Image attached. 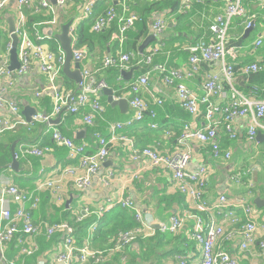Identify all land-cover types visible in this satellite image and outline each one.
<instances>
[{"label":"built area","instance_id":"1","mask_svg":"<svg viewBox=\"0 0 264 264\" xmlns=\"http://www.w3.org/2000/svg\"><path fill=\"white\" fill-rule=\"evenodd\" d=\"M172 1L178 4L183 12L188 11L196 4H219L223 2V15L228 20L234 16L244 13L241 8V0H162ZM112 0H0V37L6 34L8 39L5 51L0 52V109H6L11 115L6 118L0 117V137L18 127L29 128L34 123L48 124L51 117L60 115H82V122L88 127H93L94 121L102 117L105 112L101 102V93L109 88L106 82L96 77L95 72L87 68L81 70V82L77 91L55 89L62 74L65 62V55L60 48L57 51L50 49L49 41L54 40L53 34L61 32L63 24L70 22L68 34L71 38L72 61L81 62L87 56V47L79 46L77 40L78 27L82 22H90V31L101 33L108 30L112 25L117 28L116 35L111 41H115L119 46L125 40V35L132 31L136 24L141 22V17L132 12L134 0H121L118 7L111 4ZM13 8L10 9V4ZM105 3V4H104ZM74 9L75 16L68 20L67 16ZM11 14L14 20V31L9 32L7 17ZM227 22L222 16H216L214 24L210 27L212 39L209 41L199 40L186 49L188 53L187 66L183 68H169L165 64L153 63L155 54L159 51L157 47H152L143 56L135 53H119L118 55H106L101 61V68H118L128 70L132 61L142 57L146 65H151V71L157 72L161 76L162 84L165 88H172L177 97L182 110L191 118H203L204 126L194 128L191 123H184L182 134L178 139L179 145L170 153H163L156 147H144L140 150L134 149L130 143L129 149L133 161L144 165L146 168H156L171 174L170 183L172 187L180 193L187 201L189 207L182 210L178 215L172 216L167 224H160L159 232L162 234H177L185 226L186 221H192L188 239L193 241L201 253L199 264H236L230 252L216 246L219 241H230L237 237L239 240V250L244 254L250 248L257 247L260 252H264V240H258V226L254 219L253 203L244 201L241 209L242 214H235V210L229 208L228 200L221 195L214 204H210L204 197L207 185L208 164L202 163L197 171L190 172L189 165L192 162L193 151L189 146H184L191 140L207 142L212 149L214 160L221 158V151L218 145L217 127L223 128L229 140H236L238 133L234 126L235 119H242L245 122V134L249 143H255L258 132L264 133V85L258 87L255 84L250 91V95H244L235 87L236 70L239 71L246 81L251 76L264 71V64L251 63L235 69L233 64L227 62V58L232 56L228 48ZM252 27L249 20L245 23V29ZM49 28L52 36L43 34V30ZM166 28V23L161 18H155L150 27L155 36L161 35ZM17 38V60L19 66L16 70L8 69L10 62V50L12 47V35ZM264 44L263 36H259L252 43V50L255 51ZM209 68L213 65L220 67L219 71L205 72L202 77V97H198L184 84V80L195 77L202 71L201 65ZM35 69L42 75L47 84L43 91L51 90L52 110L50 114L37 115L27 122L21 114L19 105L6 98V90L13 87L16 82ZM45 84V85H46ZM148 84V74L132 81L128 86L130 99L128 106L132 112V117L124 122H111L107 124V133L103 136L99 132L91 134L97 145L95 152L86 153V144H77L74 140L62 135L58 130H53L51 139L54 146L64 148L67 157L77 162L74 166H68L61 171V177L72 179V188L78 191L86 190L91 185L93 176L98 175L101 165L106 161L110 148L115 144H124L130 140L121 132L136 123H142L146 118L150 119L151 129H157L155 122L157 113L143 100L139 94L142 87ZM224 86L229 89L230 97L227 106H220L215 100L223 96ZM126 89V87H125ZM36 99L40 91L35 92ZM157 106L162 105L160 98H155ZM204 107L202 113L201 107ZM204 117L206 119H204ZM223 123V125H222ZM185 143V144H184ZM51 148L38 145H20L13 154L18 161L19 158L30 156L43 157L50 153ZM223 158L229 160L231 151L223 153ZM248 171L233 175L231 183L249 185L247 180ZM115 171L108 169L100 177L101 184L109 187V183L114 179ZM137 173L130 175V179H136ZM249 188V189H250ZM36 190L39 193H48L47 198L54 203H62L64 188L61 178L44 179L37 183ZM37 192L24 193L20 191L11 180L0 174V264H17L8 261L4 255V250L18 235L28 238L25 245L20 249L21 258L34 256L38 253V244L32 237L44 234L47 239L59 236L58 252L53 259V264H105L111 258L112 253L123 254L124 250L138 240L153 237L154 232L150 228L149 220L136 210L131 197L126 196L113 200L107 198L96 209L97 221L88 226L85 238L78 243L76 229L68 222L35 223L32 212L40 204ZM248 195L250 193L248 192ZM68 197V196H66ZM119 206L123 210L133 213L136 226L132 229L119 232L111 241V248L98 251L91 248L90 244L96 235L94 231L99 223V218L109 209ZM87 212L86 209L83 213ZM214 214L220 216L221 220L216 221ZM203 215H207L204 218ZM243 219H239L240 216ZM75 222H82L83 216L75 217ZM218 240V241H217ZM178 264H188L185 258L177 257ZM37 264H47L39 261Z\"/></svg>","mask_w":264,"mask_h":264},{"label":"crops","instance_id":"2","mask_svg":"<svg viewBox=\"0 0 264 264\" xmlns=\"http://www.w3.org/2000/svg\"><path fill=\"white\" fill-rule=\"evenodd\" d=\"M161 1L166 3L162 9L154 13L152 18H161L166 23V28L161 34V41L151 44L146 48L141 56L145 55L152 47H157L158 52L153 58V63L165 64L169 68H183L187 66L188 53L186 49L198 43L199 40L209 41L212 39V33L209 30L210 22L218 15H223V5L219 4H196L188 11L183 12L177 3L172 1L162 0H139V6H144L145 2ZM121 0H112L111 4L119 6ZM136 2V0H134ZM105 4V3H104ZM241 6L245 9L246 15L243 19H235L230 22L227 37L228 48L232 56L227 58V62L233 64L239 69L243 65L251 63L264 64V44L259 49L253 51L252 43L259 36H263L264 40V0H241ZM13 8V3L10 4V9ZM11 16V14L9 15ZM8 16V17H9ZM75 16L74 9L69 12L67 18L72 19ZM152 18L149 20L152 21ZM249 20L252 24V32L256 29V33L252 37L251 34L246 35L245 23ZM148 35L151 29L148 23ZM147 37V36H146ZM143 38L138 47V54L141 52L140 46L146 39ZM165 40V42H163ZM170 40L169 43L166 41ZM8 39L6 37L3 45L0 46V52L5 51V45ZM51 42H48L50 49ZM87 47V45H85ZM90 48V47H89ZM92 51H87V56L79 63L80 71L87 68L91 72L96 73L98 79L112 83L114 87H109L113 90L114 100H128L129 84L139 77L148 74V84L140 89V96L143 100L149 103V106L157 113V129H151L149 126L150 119L146 118L142 123H136L133 126L124 129L121 133L125 135L130 142L114 145L110 148L109 155L106 161L101 165L98 175L91 179V185L83 191H78L72 188V179L70 177H61V171L68 167L77 164L75 160H70L65 154L64 148L54 146L51 134L53 130H58L62 135L72 139L77 144H86V153L91 154L96 151L97 145L91 137V130H96L103 136L107 133V124L111 122H124L132 117V112L128 106L127 110H123L119 105L112 106L108 102V98L101 96V102L104 105L105 112L102 117L95 119L93 127H88L82 122V115H61L59 120L57 116L51 117L48 124L34 123L29 128L18 127L14 131L6 132L0 137V142L6 145L12 140L17 142L14 153L20 145H38L51 148L50 153L43 157L30 156L25 159L19 158V170L16 172L10 166L1 174L9 178L13 185L24 193H33L37 187V183L44 179L61 178L64 188L62 193L64 196L62 203H54L47 198L48 193L36 194L40 198V204L33 211V221L35 223H46L52 225L59 222H68L75 229L77 238L78 225L85 222L87 227L84 229L81 241L86 233L89 225L97 221V207L107 198L118 200L126 196L131 197L136 210L140 211L144 217L150 222V228L154 232L153 237L138 240L132 243L124 250L122 254H116L112 259H108L105 264H178L176 257H183L188 264H199L201 261V253L197 245L188 239V234L191 230L192 221H186L185 226L177 234H162L159 232L160 224H167L172 216L178 215L182 210L189 207L186 199L178 193L171 185V174L156 168H144V165L133 161L129 149L130 143L133 148L140 150L144 147H156L163 153H170L175 150L178 145L177 139L181 134L184 123H191L194 128H202L204 126L203 118H191L180 107L175 92L172 88H165L161 81V76L154 71H151V65H146L143 58L132 61L128 70H133L131 79L125 81L118 71V76L115 77L113 68L102 69L101 61L106 55H118L121 49L115 42L110 41L101 47L94 44ZM124 53V52H122ZM74 62V61H73ZM71 63L70 70H75V64ZM202 71L195 77L184 80L186 87L194 92L198 97H202V77L205 72L210 69L213 72L219 71L218 65L208 67L201 65ZM257 81L264 79V71L261 72ZM258 75V76H259ZM257 76V75H255ZM252 80V78H251ZM235 83L242 88L246 94H251L252 85L249 87V81L239 75L236 70ZM45 78L40 75L35 69L20 78L16 84L6 90V98L16 102L21 112L24 109L29 111L45 113L44 108L40 105L42 99L48 98L51 102L50 110H52L51 90L43 91L47 88ZM258 87L264 85V82L257 83ZM126 87V89H125ZM55 89L59 91L71 90L77 91L78 85L70 78L60 75L58 82L55 84ZM40 91L39 97L36 99L35 92ZM230 97L229 91L227 95L223 94L215 100V103L224 106ZM155 98H160L163 102L161 106H157L154 102ZM202 113L204 107H201ZM51 112V111H50ZM46 113V114H50ZM11 115L6 109H0V117L6 118ZM223 125V123H222ZM245 122L242 119H235L234 126L238 133L236 140H229L228 136L223 131V128L218 126V145L223 153L227 150L231 151V158L211 159L210 147L200 144L197 141H191L193 151L192 162L189 165V171L195 172L202 163H207L209 171L207 173V185L205 188L204 197L207 202L214 204L221 195H224L228 200L229 208L235 210L237 214H242V205L246 200L248 203L256 198L258 194L261 201V206L258 208L254 204V219L258 226V240H264V139H260L255 143H249L245 134ZM8 136H7V135ZM64 149V150H61ZM108 169L115 171L114 179L109 183V187H104L101 184L100 177L106 173ZM248 171L246 177L253 187L248 189L249 185L235 184L230 182L233 175L240 176ZM137 173L136 179H130V175ZM257 179V181H255ZM248 192L250 195H248ZM68 196V197H66ZM44 197L46 200H42ZM70 201L66 206V202ZM86 209L87 212L83 213ZM133 213L123 210L119 206L109 209L99 218V229L96 232L94 239L90 244L91 248L98 251L106 250L114 237L103 238L101 230L106 224L112 223L114 219L122 221L118 217V212ZM67 213V214H66ZM35 214V215H34ZM68 218H65L64 216ZM83 216L82 222L76 223L75 217ZM207 218V215H203ZM217 222L221 220L220 216L214 214ZM243 219V216H240ZM123 222L128 226L131 221L125 217ZM135 220L133 219V223ZM106 223V224H105ZM124 231V230H120ZM159 232V233H157ZM157 233V234H156ZM161 237V239L158 238ZM32 240L38 244L39 251L34 256L21 258L19 256L20 249L25 245L28 238L24 235H18L9 244L6 245L4 255L8 261H14L17 264H37L39 261H44L47 264H53V259L58 252L59 236H54L47 239L44 234L32 237ZM239 240L237 237L230 241H219L216 246L230 252L236 261V264H264V252H260L257 247L250 248L247 253H242L239 250ZM75 264V261H73Z\"/></svg>","mask_w":264,"mask_h":264},{"label":"trees","instance_id":"3","mask_svg":"<svg viewBox=\"0 0 264 264\" xmlns=\"http://www.w3.org/2000/svg\"><path fill=\"white\" fill-rule=\"evenodd\" d=\"M145 3L146 4L141 7V6H139V4H140L139 0H136V2H134L131 6L132 12L138 14L141 17V22L137 23L135 28L125 35V40L123 41L122 45L120 46L121 49H124V51L122 50V52H124V53H135V54L138 53L137 50H138V47L140 45V42L142 41L143 38H145L148 35L149 20L153 17L154 13L160 11L163 6H166V3L161 2V1H153V2H145ZM114 6H116V5H114ZM235 19L245 20V18H234L231 21H233ZM211 23H212V21L210 22V25H211ZM210 25H209V27H210ZM90 28L91 27H90L89 21L88 22H82L80 24V26L78 27V31H77V40H78L79 46L87 45V49L90 51H92L90 48H93L94 44H98L101 47H103L104 44H107L108 42H110L112 37L114 35H116V31H117V28L115 25H112L108 30H105V31L98 33V34L91 32ZM5 39H6V34H2L0 37V46L3 45V42L5 41ZM113 42H115V41H113ZM163 42H165V40ZM169 42H170V40L166 41V43H169ZM116 44L119 45L118 43H116ZM57 45H58V43L56 41L52 40L51 48L55 49L57 47ZM235 69H237V68H235ZM113 70H114L113 72L115 74V77L118 76V71H120V70L118 68H113ZM258 75L259 74H257V76L254 75V76L250 77V79L248 80L249 81V84H248L249 87H251L252 85H255L257 83L264 82V79H260L259 81H257V78L261 76V75H259V76ZM251 78H252V80H251ZM107 85H108V87H112V88L114 87V85L112 83H108ZM235 87L242 94L247 95L246 94L247 92H245L242 88H240L237 85H235ZM228 91H229L228 87L224 86V92L226 95H227ZM42 100H43L42 101L43 103H40V105L44 108L45 113H49L51 111L50 110V107H51L50 99L44 98ZM95 131L96 130H91V134ZM96 132H98V131H96ZM13 142H14V140H12L7 145L5 143L0 142V174L3 171H5L11 163L12 158H11V153H10V146L12 145ZM61 150H64V149H61ZM64 151L66 154V150H64ZM42 200H46V199L44 197H42ZM118 214H119L118 217L122 221L114 219L112 221V223H108V225L105 223L107 227H105V225H104V227H103L104 229L101 230V236L103 238L104 237L108 238L111 236L114 237V234L117 233L118 231L132 229L136 226V222L133 223L134 218H132L130 216L131 214L125 215L126 213H124L123 211L118 212ZM32 216H33V214H32ZM64 217L68 218L66 215ZM125 217H128V219L131 221V223L128 226L123 222ZM86 227H87V224L85 222L78 225V233L80 234V236H78V238H77V234H76V238H77L78 243L81 242V236H82V233ZM118 229H120V230H118ZM157 233H159V232H157ZM158 238L161 239V237H159V235H158ZM110 247H111V242H110L109 247H107V249H109ZM177 257H179V256H177ZM177 257H176V260H177Z\"/></svg>","mask_w":264,"mask_h":264},{"label":"water","instance_id":"4","mask_svg":"<svg viewBox=\"0 0 264 264\" xmlns=\"http://www.w3.org/2000/svg\"><path fill=\"white\" fill-rule=\"evenodd\" d=\"M7 24H8V28H9V32L12 33L14 31V20L13 17L9 16L6 19ZM154 18H152V21L149 22V26L151 27L153 24ZM70 22L63 24L62 28H61V32L58 34H53L52 36V31L49 28L44 29L42 32L43 34H45L46 36H49L54 39V41H56L59 45V48L61 49V51L64 53L65 55V62L62 68V74L68 78H70L72 81H74V83H76L77 85L81 82V71H80V62L77 61H72V48H71V38L68 34V28H69ZM252 27L245 29V33L246 35H249L252 33ZM12 38V47L10 50V62H9V67L8 69L10 71H14L18 68L19 63L17 60V38L16 36L13 34L11 36ZM162 36L158 35L155 36L152 31L149 35H147L146 39L144 40V42L142 43V45L140 46V51L139 54H142L143 51L148 48L151 44L153 43H158L159 41H161ZM143 50V51H142ZM75 64V70L71 71L70 67H71V63ZM133 70H120V75L123 77V79L125 81H129L131 79V75H132ZM101 95L105 96L108 98V102L114 106V105H119L123 110H127L128 108V104L126 100H114L113 98V90H111L110 88L104 89L101 93ZM22 116L25 118V120L27 122L31 121V118L35 115L38 114V112L35 111H29L27 109H24L21 112ZM42 114H46V113H42ZM61 117L57 116L56 120H59ZM264 139V133L262 132H258L256 137H255V141H259V140ZM17 142H13L12 145L10 146V153H11V163H10V167L14 170V171H18L19 170V163L18 161L14 158V151H15V146H16ZM255 181H257V179H255ZM261 199L259 197V195H256V198L252 201V203L255 205V207L259 208L261 206L260 203ZM70 201L66 202V206L69 204Z\"/></svg>","mask_w":264,"mask_h":264},{"label":"bare ground","instance_id":"5","mask_svg":"<svg viewBox=\"0 0 264 264\" xmlns=\"http://www.w3.org/2000/svg\"><path fill=\"white\" fill-rule=\"evenodd\" d=\"M211 4V3H210ZM220 4L221 5H223V7H224V3L223 2H220ZM240 5H241V2H240ZM241 8H243L242 6H241ZM243 10H244V13L242 14V15H239V16H234V17H232V18H230L229 20L226 18V17H224V15H218V16H222V19H223V21L224 22H227L228 24H227V28H229V24H230V22H231V20L232 19H234V18H244V16L246 15V11H245V9L243 8ZM215 19V18H214ZM214 24V20H213V22L211 23V25H210V27H212V25ZM210 27H209V30H210ZM227 32H228V29H227ZM211 40V39H210ZM120 53H122L121 51H120ZM249 65V64H248ZM225 106H227V103L225 104ZM204 119H206L205 117H204ZM181 134H182V132H181ZM181 134L179 135V137L181 136ZM219 136V135H218ZM179 137H178V139H179ZM178 139H177V142H178ZM191 141H193V140H191ZM191 141H189V142H187V144H185L184 146H189V147H191L190 145H191ZM194 141H196V140H194ZM198 143H200V144H203V145H206V146H208V147H210L211 148V146H210V144L209 143H207V142H199V141H197ZM178 145L177 146H180L179 145V142L177 143ZM210 158L211 159H213L212 158V149H210ZM221 158H223V155L221 154ZM250 188V186H248V189ZM35 192H38L37 190H36V188H35ZM235 212V211H234ZM235 214H237L236 212H235ZM239 219H241L240 217H239ZM60 223V222H59ZM98 229H99V223L97 224V227H96V229L94 230V231H96V232H98ZM124 231H126V230H124ZM119 232H122V231H119ZM118 232V233H119ZM117 233V234H118ZM116 234V235H117ZM83 238H85V235H84V237ZM218 241V240H217ZM111 248V247H110ZM109 248V249H110ZM107 250V249H106ZM115 255L116 254H114V253H112V255H111V258L113 259L114 257H115Z\"/></svg>","mask_w":264,"mask_h":264},{"label":"rangeland","instance_id":"6","mask_svg":"<svg viewBox=\"0 0 264 264\" xmlns=\"http://www.w3.org/2000/svg\"><path fill=\"white\" fill-rule=\"evenodd\" d=\"M255 33H256V29L252 32L251 36L253 37Z\"/></svg>","mask_w":264,"mask_h":264}]
</instances>
